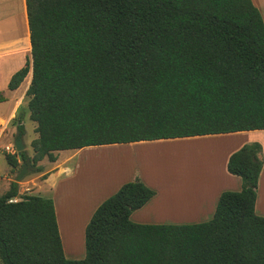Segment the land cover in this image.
Returning <instances> with one entry per match:
<instances>
[{
	"label": "trees",
	"instance_id": "1",
	"mask_svg": "<svg viewBox=\"0 0 264 264\" xmlns=\"http://www.w3.org/2000/svg\"><path fill=\"white\" fill-rule=\"evenodd\" d=\"M24 2L31 60L7 89L31 64L26 110L38 137L31 157L5 155L12 170L39 173L54 153L90 146L264 130V22L251 0ZM23 118L19 108L21 136ZM260 152L249 143L229 156L241 189L220 193L202 223L132 222L155 192L124 183L91 215L78 260L64 255L53 200L18 195L10 182L0 196V264H264Z\"/></svg>",
	"mask_w": 264,
	"mask_h": 264
},
{
	"label": "rangeland",
	"instance_id": "2",
	"mask_svg": "<svg viewBox=\"0 0 264 264\" xmlns=\"http://www.w3.org/2000/svg\"><path fill=\"white\" fill-rule=\"evenodd\" d=\"M259 11L264 12L261 9ZM25 14L24 0H0V41L4 37V39L2 38L3 42H7L8 47H10L7 49V56L12 55L14 49L11 46L23 47L26 52L24 63L27 59L29 62L31 60ZM29 70L31 71V64L29 65ZM24 83L26 84V82ZM23 102L21 111L24 115V134L21 136V140L24 145V151L31 157V142L38 135L35 132L36 124L26 116L28 113L26 110L27 98ZM10 124L9 128L13 129V121ZM10 129L5 131L4 136L0 140V177H4V170L7 168L5 147L9 144L13 145L14 140L18 136L16 129H13V132ZM218 147L217 143L212 144L210 141H203L202 143L185 141L170 143V146L164 142H154L148 145L147 148L146 146L137 145L134 147L135 149L132 147H118L85 151L70 162V165H79L73 183L69 182L67 185L63 183L58 191L56 211L59 214V220H57V223L59 221L61 224L65 222L64 216L67 217L66 220L72 218L76 220L73 223L75 222L81 228V224L85 221L88 212L91 211L94 205L91 201L87 202L84 189L89 191V188H96L95 186L98 183L102 185V182H104L105 186L110 184L109 188L113 191L117 186L114 192L111 190L112 193L107 195V198L113 195L123 183L134 181L135 179H139L144 184V181L147 180L150 185H145H148L155 192V196L140 211H136L131 215L130 220L132 222L151 224H195L206 222L211 219L212 216H208L211 214H208V211L206 213L202 212V210L199 213L197 210L199 204L204 205L202 201L206 198L204 195L208 187L207 183L203 185L204 193L199 196L202 191L201 177L202 175L208 177L209 173L216 168V170H213L214 177L222 179L219 172L220 168L218 169V162L215 158V152ZM54 154L56 157L58 156L59 161H62L71 155V151H59L58 155L57 153ZM136 154L138 162L135 160ZM258 157L262 161L263 166L264 159H262L261 152ZM44 161L46 162L47 160L45 159ZM135 166H138V171ZM21 168L18 167L10 171L8 176L10 182H13ZM132 169L135 174L131 179ZM223 170L228 174L226 167H223ZM139 172L142 178L138 175ZM36 176L37 174H30L28 169L27 174L17 183L18 193L33 194L36 191V187L31 183V180ZM41 179L39 178V180ZM238 179L241 184V179ZM219 187L220 185L216 188ZM238 189L240 190L241 186ZM239 190L236 188V190H223L222 192ZM193 202L194 205L187 210L186 207ZM257 205L259 206L258 211L264 213L262 212L264 211V189L260 192V199ZM63 213H66V215ZM259 216L264 217L262 215ZM79 234L78 230V236L74 242L62 240L64 254L67 259H83L85 257L84 234L82 236H79Z\"/></svg>",
	"mask_w": 264,
	"mask_h": 264
},
{
	"label": "crops",
	"instance_id": "3",
	"mask_svg": "<svg viewBox=\"0 0 264 264\" xmlns=\"http://www.w3.org/2000/svg\"><path fill=\"white\" fill-rule=\"evenodd\" d=\"M251 1L257 9L259 10L261 9V11H264V0H251ZM260 13H261V16L264 22V12H260ZM27 31H28V28H27ZM2 38L4 39V37ZM2 38L0 41L1 42L0 43V93L2 97L4 98V100L0 102V140L4 136L5 131L11 128V127L9 128V126L11 125L10 123L17 115L19 108H21L22 104L24 103L23 101L25 99V92L31 80V71L29 70L27 77H25L27 80L25 79L16 90L11 91L7 89V84L9 82L10 77L23 66L26 52L24 51L23 47L15 45V46H11V48L14 49L12 52V55L7 56L8 55L7 49H9L10 47H8L7 42L6 43L3 42ZM15 64H17L16 67H14ZM24 82H26V84ZM26 116H28V113L26 114ZM12 127L13 129H15L14 126ZM13 129H10V130L12 131ZM185 141H189V142L195 141L197 143H202L203 141H210L212 144L217 143L219 146L216 149L215 158H216V161L218 162V169L220 168L219 172L221 173L222 179L214 177L213 170H216V168H214L209 173L208 177H206L205 175H202L201 177V190L202 191L199 196H201L204 193L202 186L207 183L206 185L208 187H207V192L204 195V197L206 198L202 201L204 205L199 204V208L197 210L198 212L202 210V212H205V213L208 211V214H211V215H208L210 217L214 213L215 206H216L220 193H222L223 190H236V188L237 190H239L238 188H240L241 186L240 180L238 179L239 177L233 176L229 173L226 174L225 170H223V167H226V163H227L229 156L233 152L237 151L243 144L257 142L261 145V156H262V159H264V130L241 131V132L216 134V135H202V136L175 138V139L141 141V142L128 143V144L90 146V147H84V148L76 149V150H66V151H71V155H69L67 159H64L62 161H59L58 156L56 157L57 159L55 162H49V161L45 162L44 160H42L39 163V165L42 167V171L39 173H35L37 174V176L33 177V179L31 180V183L34 185V187H36V191L33 194L29 193L28 195H37L41 197L46 196V197L51 198L54 203L55 214L57 215L56 218L57 220H59L58 219L59 214L56 211L57 210L56 200L58 196V191L60 190V187L63 185V183H66V185L69 182L73 183L74 179L76 178L79 165H75V164L70 165V162L73 161L74 158L78 157V155H81L85 151L95 150V149L97 150V149L118 148V147L134 148L137 145L144 146V147L146 146L147 148L148 145L154 142H164L170 146V143H178V142H185ZM56 153L58 155V152ZM135 160L137 161V154H136ZM6 165H7V168L4 170V177H0V196L8 190L9 184H10L8 176L12 169L7 163ZM135 169L138 171L139 170L138 166H135ZM134 174L135 173H133V169H132V172L130 174L131 179L134 176ZM138 175H140V172ZM141 176L142 175H140V177ZM39 178H42V179L39 180ZM36 181H38V183H36ZM144 182L145 184H149L147 180H145ZM218 185H220V187L216 188ZM109 186L110 184L105 186L104 182H102V185L98 183L95 186L96 188L94 187L89 188V191H86L84 189L87 202L91 201L93 202L94 205L92 206L91 211L88 212V215L85 221H83V223L81 224L82 225L81 228H79V226L75 222L73 223V221H76V220H73V218L66 220L67 217L63 216L64 221H65V222H62L63 225L60 223V221L57 223L61 243L63 239H65V241L74 242L76 240V237L78 236L77 235L78 230L80 232L79 236H82V234H84L85 227L87 223L89 222V219L91 215L93 214V212L95 211V209L105 200L107 195H110L112 193L113 190L109 188ZM116 188L117 186L115 187V189ZM119 188L120 187H118V189ZM263 189H264V163H263V167L260 172L258 184H257V197L255 201V213L257 215L259 212L258 211L259 206L257 204L260 199V192ZM20 193L21 192H19L18 195H22ZM153 198L149 202H147L143 207H145L148 203H150L153 200ZM193 205H194V202L190 203V205L186 207V209L187 210L190 209ZM142 208H140L137 211H140ZM63 214L66 215V213H63ZM259 215L264 216V213L259 212ZM146 224H151V223H146ZM73 260H78V259H73Z\"/></svg>",
	"mask_w": 264,
	"mask_h": 264
},
{
	"label": "water",
	"instance_id": "4",
	"mask_svg": "<svg viewBox=\"0 0 264 264\" xmlns=\"http://www.w3.org/2000/svg\"><path fill=\"white\" fill-rule=\"evenodd\" d=\"M13 146L17 154H20L22 151H24V145L21 140V135H18L17 138L14 140ZM27 172H28V167L26 164H23L22 168L13 179V182L15 183L20 182V180L23 179V177L27 174Z\"/></svg>",
	"mask_w": 264,
	"mask_h": 264
},
{
	"label": "built area",
	"instance_id": "5",
	"mask_svg": "<svg viewBox=\"0 0 264 264\" xmlns=\"http://www.w3.org/2000/svg\"><path fill=\"white\" fill-rule=\"evenodd\" d=\"M5 150H6V152H7L8 154H15V153H16L15 148H14L13 145H7V146L5 147Z\"/></svg>",
	"mask_w": 264,
	"mask_h": 264
},
{
	"label": "bare ground",
	"instance_id": "6",
	"mask_svg": "<svg viewBox=\"0 0 264 264\" xmlns=\"http://www.w3.org/2000/svg\"><path fill=\"white\" fill-rule=\"evenodd\" d=\"M27 35H28V31H27Z\"/></svg>",
	"mask_w": 264,
	"mask_h": 264
}]
</instances>
